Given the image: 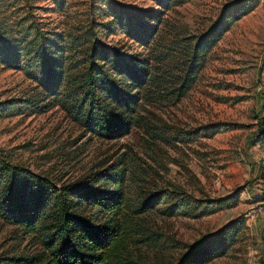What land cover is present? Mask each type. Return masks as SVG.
<instances>
[{
	"label": "rangeland",
	"instance_id": "374dc122",
	"mask_svg": "<svg viewBox=\"0 0 264 264\" xmlns=\"http://www.w3.org/2000/svg\"><path fill=\"white\" fill-rule=\"evenodd\" d=\"M114 1L146 10L140 21L156 28L148 48L101 27L111 18L99 0H0L6 30L29 24L78 44L92 39L91 24L101 44L147 56L152 71L135 125L114 139L87 132L58 105L32 112L17 102L21 113L13 115L0 109L1 160L56 189L109 190L102 174L123 167L130 264H174L192 243L227 227H236L230 245L207 264H264V0ZM205 31L215 39L205 42L193 83L175 100L169 91ZM42 96L20 70L0 64V102L28 98L38 108L49 102ZM150 194L157 195L154 207L132 214ZM39 247L36 236L0 220V260Z\"/></svg>",
	"mask_w": 264,
	"mask_h": 264
},
{
	"label": "trees",
	"instance_id": "16d2710c",
	"mask_svg": "<svg viewBox=\"0 0 264 264\" xmlns=\"http://www.w3.org/2000/svg\"><path fill=\"white\" fill-rule=\"evenodd\" d=\"M63 1L56 0L59 5ZM99 1L107 8L103 15L111 18L101 27L119 29L138 47L148 48L156 28L140 21L148 18L146 10L127 8L114 0ZM20 24L13 31L11 26L3 28L0 22V64L20 70L49 102L36 108L28 98L10 99L0 102L3 113H21L17 102L35 107L32 112L58 105L70 120L106 139L124 135L135 125L137 110L152 79L147 56L101 44L90 31L91 24L87 29L92 39L78 44L62 32L32 29L29 24L19 28ZM209 36L207 31L196 36L181 79L169 91L175 100L193 83L201 58L211 44L205 42L215 39ZM0 169V220L36 236L40 246L31 255L0 260V264H130L124 255L125 230L131 217L123 211V167L102 174L100 179L109 190L52 188L45 178L28 168L10 165L1 158ZM156 201V194L147 195L131 213L143 214ZM235 230L236 227H227L213 239L205 237L192 243L174 264H207L225 252Z\"/></svg>",
	"mask_w": 264,
	"mask_h": 264
},
{
	"label": "built area",
	"instance_id": "2783aa9c",
	"mask_svg": "<svg viewBox=\"0 0 264 264\" xmlns=\"http://www.w3.org/2000/svg\"><path fill=\"white\" fill-rule=\"evenodd\" d=\"M264 200V199H263ZM260 210V206H257V207H251L250 208V211L255 213L256 211Z\"/></svg>",
	"mask_w": 264,
	"mask_h": 264
}]
</instances>
